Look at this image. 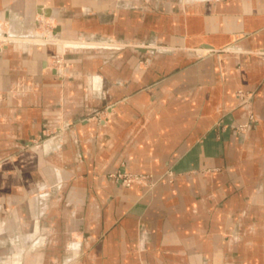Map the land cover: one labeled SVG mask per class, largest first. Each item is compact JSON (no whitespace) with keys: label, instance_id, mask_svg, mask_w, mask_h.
Masks as SVG:
<instances>
[{"label":"crops","instance_id":"obj_1","mask_svg":"<svg viewBox=\"0 0 264 264\" xmlns=\"http://www.w3.org/2000/svg\"><path fill=\"white\" fill-rule=\"evenodd\" d=\"M0 30V264H264V0H0Z\"/></svg>","mask_w":264,"mask_h":264},{"label":"rangeland","instance_id":"obj_2","mask_svg":"<svg viewBox=\"0 0 264 264\" xmlns=\"http://www.w3.org/2000/svg\"><path fill=\"white\" fill-rule=\"evenodd\" d=\"M38 14L36 15V21L35 23L31 26V29L34 31V35L32 37L29 38H19L20 40H29L35 44H40V45H46V44H49V43H52L51 41H53V39L51 38L52 36V33H53V30L55 29L54 28V23L43 17L42 13L39 11L37 12ZM8 25L2 23V30L4 31H7V27ZM0 30V31H2ZM3 31V32H4ZM6 33V32H5ZM41 34V35H40ZM5 36V35H4ZM37 36V38L35 37ZM36 40H35V39ZM8 40H12V39H8ZM8 40H6L5 38H0V43H4V42H7ZM81 41V40H79ZM63 44V42H61ZM85 44H81V45H71V44H64V47H68V46H78V47H84ZM63 47V48H64ZM59 59V60H58ZM46 61H47V64L48 66L50 67H53V66H59V68H61L59 71V74H61L62 76V72L63 70L65 69V58H64V53L63 52H51L47 58H46ZM239 90H241V92H239ZM238 92L242 94V96H247V95H251V92H248V91H244L242 89H238L236 90V95L239 99V103L241 104H244L245 102H247L249 100V98L245 101L243 99H245L244 97L243 98H239V95H238ZM244 92V93H242ZM108 110H107V106H105L104 108H101L99 110H97L96 112H94V114L91 116V118H95V119H100V118H103L106 114H107ZM243 124H246L245 126V130L247 128V123H241V124H237V125H232L231 128L235 131V132H243L245 130H242V128H240L241 125ZM239 128V129H238ZM244 128V127H243ZM49 130L45 129L43 131V134L44 136H47L49 134ZM43 136H39L38 138H33L31 139L33 142H37L42 138ZM24 147L28 146L27 143H24L23 144ZM118 173H126L125 175L126 176H123L124 178H127V175H130V177H134L136 174L137 175H140V179H134L132 182H130V184H125L122 180L120 181L123 185L127 186V187H132L136 184L138 185H144V186H151L153 185L154 181L151 180L150 176L148 174H142V173H136V172H128V171H115V172H111L109 173V176L113 177L114 179L118 180L116 177H118ZM167 174H171L172 171L170 169L166 170ZM136 175V176H137Z\"/></svg>","mask_w":264,"mask_h":264},{"label":"built area","instance_id":"obj_3","mask_svg":"<svg viewBox=\"0 0 264 264\" xmlns=\"http://www.w3.org/2000/svg\"><path fill=\"white\" fill-rule=\"evenodd\" d=\"M58 60H59V59H58ZM59 66H60V65H58V66H53L52 68L61 71V70H60L61 68H59ZM239 92H241V90H239ZM239 92H238L239 98H243V97H244L245 99H243V100H245V101L250 97V95L242 96V94L239 93ZM242 93H244V92H242ZM250 117H251V115H250ZM245 126H246V124H243V125L240 126V128H242V130H245ZM243 127H244V128H243ZM238 129H239V128H238ZM125 174H126V173H122V174H121V173H118V177H116V178H117L118 180H120V181L122 180V181H123L125 184H127V185L130 184V182H132L134 179H140V175H137V174H136L137 176L135 175V176L132 177V178L130 177V175H127V178H124L123 176H126ZM122 175H123V176H122ZM113 177H114V176H113Z\"/></svg>","mask_w":264,"mask_h":264},{"label":"bare ground","instance_id":"obj_4","mask_svg":"<svg viewBox=\"0 0 264 264\" xmlns=\"http://www.w3.org/2000/svg\"><path fill=\"white\" fill-rule=\"evenodd\" d=\"M5 35V36H4ZM41 35V34H40ZM35 37V36H34ZM0 38H5V39H9V38H12L10 34L8 33H0ZM37 38V36L35 37ZM34 38V39H35ZM30 39V38H29ZM76 43H79V42H76ZM71 44V43H70Z\"/></svg>","mask_w":264,"mask_h":264},{"label":"water","instance_id":"obj_5","mask_svg":"<svg viewBox=\"0 0 264 264\" xmlns=\"http://www.w3.org/2000/svg\"><path fill=\"white\" fill-rule=\"evenodd\" d=\"M38 10H39V11H43L42 8H38ZM54 30H55V29H54ZM54 30H53V32H54Z\"/></svg>","mask_w":264,"mask_h":264}]
</instances>
